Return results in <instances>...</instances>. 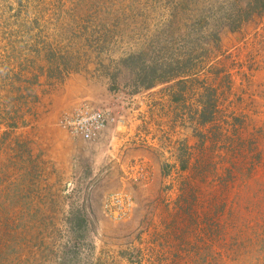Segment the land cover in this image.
Wrapping results in <instances>:
<instances>
[{
  "label": "rangeland",
  "instance_id": "rangeland-1",
  "mask_svg": "<svg viewBox=\"0 0 264 264\" xmlns=\"http://www.w3.org/2000/svg\"><path fill=\"white\" fill-rule=\"evenodd\" d=\"M0 264H264V0H0Z\"/></svg>",
  "mask_w": 264,
  "mask_h": 264
},
{
  "label": "built area",
  "instance_id": "built-area-1",
  "mask_svg": "<svg viewBox=\"0 0 264 264\" xmlns=\"http://www.w3.org/2000/svg\"><path fill=\"white\" fill-rule=\"evenodd\" d=\"M104 114L88 109H79L67 120V125L74 135L83 139H92L96 131L104 127Z\"/></svg>",
  "mask_w": 264,
  "mask_h": 264
}]
</instances>
